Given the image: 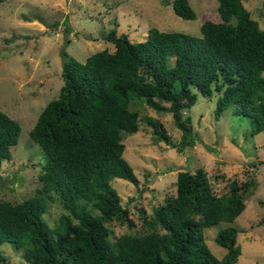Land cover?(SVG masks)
I'll use <instances>...</instances> for the list:
<instances>
[{
  "label": "trees",
  "instance_id": "16d2710c",
  "mask_svg": "<svg viewBox=\"0 0 264 264\" xmlns=\"http://www.w3.org/2000/svg\"><path fill=\"white\" fill-rule=\"evenodd\" d=\"M4 0H0V3ZM179 16L192 19L189 0H172ZM220 20L204 19L201 35L148 29L144 40L132 41L110 28L103 37L113 44L80 61L62 52L63 83L41 109L29 134L44 153L40 188L20 201L0 199V243L11 242L32 264H233L238 260V228H220L216 241L226 248L219 258L205 241L203 229L233 221L243 210L244 192L253 178L231 182L227 192H214L206 169H179L175 194L165 196L150 216L147 230L114 235L113 218L133 226L128 209L110 184L139 178L123 156L121 132H134L139 121L152 127L158 140L172 143L157 118L140 116L130 107L138 97L157 111L170 112L181 130L173 146L195 144L190 118L182 110L201 94L217 93L215 115L229 104L250 117L254 131L264 130V27L243 0H218ZM234 19V21H233ZM20 124L0 109V163L11 157ZM262 161H259V163ZM252 165V164H251ZM254 186L252 187V189ZM51 190L67 212L50 228L41 195ZM0 264H9L0 254Z\"/></svg>",
  "mask_w": 264,
  "mask_h": 264
},
{
  "label": "rangeland",
  "instance_id": "374dc122",
  "mask_svg": "<svg viewBox=\"0 0 264 264\" xmlns=\"http://www.w3.org/2000/svg\"><path fill=\"white\" fill-rule=\"evenodd\" d=\"M196 17L186 19L175 13L172 0H4L0 3V109L20 124L18 141L11 157L0 163V199L20 201L41 187L45 156L29 131L48 100L56 97L63 83V51L84 61L92 52L113 44L103 35L110 28L132 41L144 40L148 29L177 30L201 35L204 19L218 21V0H189ZM251 16L264 27V0H243ZM234 21V19H233ZM264 75V71H263ZM182 110L195 132V144L181 151L173 146L181 130L170 112L157 111L143 99L134 97L130 107L140 116L160 120L172 143L158 140L144 120L134 132H121L123 156L132 165L139 181L113 177L110 184L128 209L129 226L113 218L107 224L114 235L141 233L148 228L143 216H150L165 196L175 194L179 169L203 166L215 193L227 192L231 182L241 184L253 178L255 184L245 191L244 208L231 221H219L203 229L211 251L219 258L226 252L215 235L227 225L238 228V260L233 264H264V130L254 131L250 117L233 112L229 104L217 116V93L201 94ZM259 161H262L259 163ZM252 164V165H251ZM46 210L43 220L52 229L67 209L60 195L51 190L41 194ZM0 254L9 264H32L22 249L11 242L0 243Z\"/></svg>",
  "mask_w": 264,
  "mask_h": 264
}]
</instances>
